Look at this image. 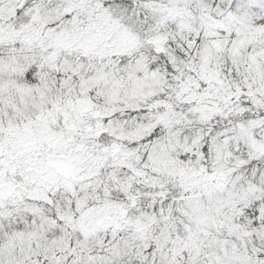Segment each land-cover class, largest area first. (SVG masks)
<instances>
[{
	"label": "snow or ice",
	"instance_id": "1",
	"mask_svg": "<svg viewBox=\"0 0 264 264\" xmlns=\"http://www.w3.org/2000/svg\"><path fill=\"white\" fill-rule=\"evenodd\" d=\"M0 264H264V0H0Z\"/></svg>",
	"mask_w": 264,
	"mask_h": 264
}]
</instances>
